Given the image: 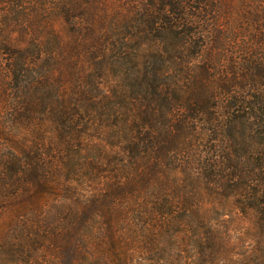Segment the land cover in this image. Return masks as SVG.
Segmentation results:
<instances>
[{
  "label": "trees",
  "instance_id": "1",
  "mask_svg": "<svg viewBox=\"0 0 264 264\" xmlns=\"http://www.w3.org/2000/svg\"><path fill=\"white\" fill-rule=\"evenodd\" d=\"M264 264V0H0V264Z\"/></svg>",
  "mask_w": 264,
  "mask_h": 264
},
{
  "label": "rangeland",
  "instance_id": "2",
  "mask_svg": "<svg viewBox=\"0 0 264 264\" xmlns=\"http://www.w3.org/2000/svg\"><path fill=\"white\" fill-rule=\"evenodd\" d=\"M92 252H93V256H94V258L90 261V260H84L83 262H82V264H104V263H102V261L99 259V257H100V251H99V249H98V247H97V245L95 246V244H92Z\"/></svg>",
  "mask_w": 264,
  "mask_h": 264
}]
</instances>
